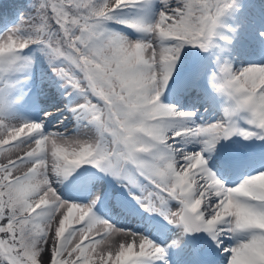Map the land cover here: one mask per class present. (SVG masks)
I'll list each match as a JSON object with an SVG mask.
<instances>
[{
	"label": "snow or ice",
	"instance_id": "6c2138e0",
	"mask_svg": "<svg viewBox=\"0 0 264 264\" xmlns=\"http://www.w3.org/2000/svg\"><path fill=\"white\" fill-rule=\"evenodd\" d=\"M147 3L30 0L31 12L0 33V89L30 70L38 52L69 89L62 94L79 98L66 107L82 129L69 135L45 131L43 120L0 119V264H175L172 251L199 264L200 233L227 254L225 264H264V170L240 172L253 155L225 154L215 164L237 173L229 184L211 166L222 141H264V65L223 61L211 76L203 65L190 69L181 90L206 79L228 102L216 122L198 123L195 112L161 101L183 53L206 51L237 0H159L154 22L116 17ZM109 22L144 35L131 39ZM256 39L264 46V30ZM8 102L0 92V107ZM242 113L250 128L240 126ZM93 168L128 190L163 244L98 217L99 195L81 204L60 194L58 184L86 183Z\"/></svg>",
	"mask_w": 264,
	"mask_h": 264
},
{
	"label": "rangeland",
	"instance_id": "374dc122",
	"mask_svg": "<svg viewBox=\"0 0 264 264\" xmlns=\"http://www.w3.org/2000/svg\"><path fill=\"white\" fill-rule=\"evenodd\" d=\"M27 8L30 13L31 8H29V6H27ZM120 10H123L121 13L122 19H142L145 23H151L157 19V13L160 10V3L159 0H148L146 6L141 5L122 8ZM259 13L261 14L258 18L259 23L254 20L252 13L247 14L246 21L242 24L241 30L237 32V39L232 43L222 39L214 40L215 42L211 48V56H206L201 61H198L194 60L195 48L183 53V63H178L177 65L179 73L174 72V79L170 81V87H167L162 94L161 101L166 105L175 106L179 110L195 112L196 116L194 119L198 123L216 122L223 119L224 109L227 107L228 102L224 96L217 94L211 88L206 79L200 80V88L198 90H181L180 85L187 77L190 69L194 66H205L206 76H211L212 73L216 71L218 64L223 61L231 62L234 68L254 65L253 62H255V65H264V46H262L260 41L256 39L258 31L264 30V11ZM222 20H225V16L221 17V21ZM19 21L20 19L17 20L15 25H17ZM7 26L8 24L4 27V30L0 31V33H4L14 27ZM110 29L121 32L134 40L144 35L143 33L136 32L120 24L110 26ZM21 73H23L21 76L17 73L11 75L7 80L6 87L0 89V92L7 95L9 101L7 106L0 107V119L7 120L11 123H17L20 121L39 122L43 120L45 131L67 130L69 135L76 131H82L78 126V121L74 114L66 107V105H69L70 101L72 103L79 102L78 97L73 95L72 97L68 96L66 99V97L60 96L59 93L47 83L46 77L44 78V75L36 70V67L34 70L33 65L30 70H24V72L22 71ZM67 91H69V89H67L66 92ZM183 100H188V102L185 103ZM45 113H51V115L45 116ZM240 117V126L247 127L248 125L245 123L247 114L242 113ZM88 134L91 133L88 132ZM221 143H223V141ZM220 145L221 144L217 145L218 149ZM199 147L200 145L188 146L189 150L193 148L198 149ZM213 154L217 155L219 152H214ZM211 166L212 169L216 171V168L212 163ZM261 169L264 170V168ZM253 173L254 172L251 174ZM87 176L90 178L87 182L88 185L93 186L92 191L94 192L91 196H86L84 194V186L79 187L78 183L70 185L67 180L62 184H58L57 189L65 199L81 204H86L94 196L99 195L100 199L96 207L93 209L98 217L108 220L118 227L130 228L136 232H143L138 226L133 225L134 220L132 217L127 219L129 221H125L124 219L127 217L126 214L120 212L123 206L133 204L137 211H140L139 215L141 218L144 220L146 217L147 212L141 209L135 200L128 195V190L122 187L112 176L108 174L104 176L103 173L99 175V170L94 172L90 171ZM94 176L99 179V183L93 185V183L90 184V182H92ZM228 177L230 176L227 175V178ZM102 181H104V183ZM110 182L112 183V185H110L112 189H119V191L114 193V196L113 191L110 195V197H112L111 201L115 202V204L114 209L109 208L112 213H108V216H113L115 220L111 219L101 211L102 203L107 201V198H105L103 193L106 189H109L107 183ZM75 191L79 198H73L72 193ZM117 206H120V208L115 209ZM160 241L164 242V239ZM167 243H171V240H168ZM173 252L176 254L175 251ZM175 263L181 264L176 260ZM150 264H159V262L152 261ZM220 264H225V258L222 259Z\"/></svg>",
	"mask_w": 264,
	"mask_h": 264
},
{
	"label": "trees",
	"instance_id": "16d2710c",
	"mask_svg": "<svg viewBox=\"0 0 264 264\" xmlns=\"http://www.w3.org/2000/svg\"><path fill=\"white\" fill-rule=\"evenodd\" d=\"M28 1V2H27ZM27 2V3H26ZM30 0H0V26L3 28L5 24L14 26L18 19H21L22 15L28 14V8ZM30 8V7H29ZM251 11L252 13L264 11V0H237L236 6L233 9L227 11L229 17L223 22V32L220 34L226 37L228 40H232V30L235 32L241 28L242 22L245 19L246 12ZM117 19H120V10L116 13ZM112 22H109V24ZM220 37V36H219ZM214 43V38H213ZM198 52L195 54V59L207 56L211 54L210 49L202 51L196 48ZM26 51V50H25ZM30 55L32 52L30 51ZM34 60L38 69L47 77H54L51 70L48 68L46 61H44L42 54L35 53Z\"/></svg>",
	"mask_w": 264,
	"mask_h": 264
},
{
	"label": "bare ground",
	"instance_id": "6f19581e",
	"mask_svg": "<svg viewBox=\"0 0 264 264\" xmlns=\"http://www.w3.org/2000/svg\"><path fill=\"white\" fill-rule=\"evenodd\" d=\"M257 63H259V62H257ZM40 115H41V114H40ZM40 115H39V116H40ZM39 119H40V118H39Z\"/></svg>",
	"mask_w": 264,
	"mask_h": 264
}]
</instances>
